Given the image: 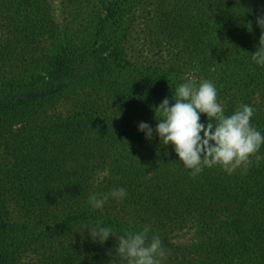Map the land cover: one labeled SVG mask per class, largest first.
Segmentation results:
<instances>
[{"label":"trees","instance_id":"trees-1","mask_svg":"<svg viewBox=\"0 0 264 264\" xmlns=\"http://www.w3.org/2000/svg\"><path fill=\"white\" fill-rule=\"evenodd\" d=\"M261 14L264 0H0L14 53L0 59V264H121L114 236L83 230L98 221L159 235L166 264H264V145L247 171L193 177L137 130L192 74L219 88L226 114L251 105L264 132ZM117 187L123 201L88 205Z\"/></svg>","mask_w":264,"mask_h":264},{"label":"clouds","instance_id":"clouds-1","mask_svg":"<svg viewBox=\"0 0 264 264\" xmlns=\"http://www.w3.org/2000/svg\"><path fill=\"white\" fill-rule=\"evenodd\" d=\"M261 28L259 45L251 53V61L264 67V14L256 18ZM174 103L169 98L162 99L155 108V126L147 122L138 123L137 130L146 139L151 140L153 134L159 138L162 146L172 145L182 166L190 170L195 177L205 168L219 166L228 175L237 169L247 171L255 162L264 145V132L251 123L254 108L249 104H241L230 115L225 113L224 106L218 101L217 87L208 80H197L187 76L173 91ZM201 114L206 120L201 122ZM123 201L127 197L124 187L112 189L102 196L92 193L88 197V205L93 209L102 208L109 198ZM93 242L103 244L110 236L116 239L115 255L121 264H166L168 250L164 247L159 235L149 239L148 229L125 232L115 236L111 227L103 226L99 221L94 225H86L84 229ZM115 264V256L112 259Z\"/></svg>","mask_w":264,"mask_h":264},{"label":"rangeland","instance_id":"rangeland-1","mask_svg":"<svg viewBox=\"0 0 264 264\" xmlns=\"http://www.w3.org/2000/svg\"><path fill=\"white\" fill-rule=\"evenodd\" d=\"M57 12H56V17L58 18V17H60V18H63L64 17V15H65V10H63L61 7H59V8H57V10H56ZM0 52L3 54V56L2 57H0V59H1V61H3L4 62V60H6L7 59V61H8V59L9 58H11V57H14V53L12 52V51H10L8 48H7V42H6V38H3V37H1V39H0ZM29 59H28V61L27 62H25V64L27 65V66H21L20 65V63H17L16 65H15V68H17L18 69V74H17V77H21V75L22 74H27V73H29L31 70H29V69H33L34 68V66L33 65H31V66H28V63H29V61L31 60V59H34L35 58V53H34V56H32V54H29ZM39 56H37V58H38ZM16 63V62H15ZM187 75H188V73H187ZM192 75V74H191ZM201 79V78H200ZM199 79V80H200ZM217 90L219 91V88H217ZM61 100L58 102V103H51L50 104V107H49V109H50V111L54 108V107H58V106H61L60 104H61ZM221 104H223V101L222 100H220L219 101ZM177 240H181V241H183V240H185V238H177ZM176 240V241H177Z\"/></svg>","mask_w":264,"mask_h":264}]
</instances>
